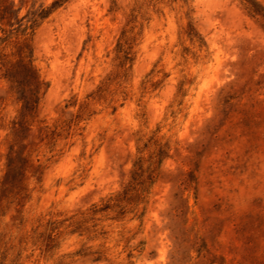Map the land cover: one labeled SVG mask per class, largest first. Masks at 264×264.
I'll use <instances>...</instances> for the list:
<instances>
[{
	"label": "rangeland",
	"instance_id": "rangeland-1",
	"mask_svg": "<svg viewBox=\"0 0 264 264\" xmlns=\"http://www.w3.org/2000/svg\"><path fill=\"white\" fill-rule=\"evenodd\" d=\"M0 264H264V0H0Z\"/></svg>",
	"mask_w": 264,
	"mask_h": 264
}]
</instances>
